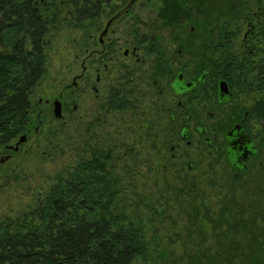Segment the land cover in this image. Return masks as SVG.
I'll list each match as a JSON object with an SVG mask.
<instances>
[{
	"label": "rangeland",
	"instance_id": "rangeland-1",
	"mask_svg": "<svg viewBox=\"0 0 264 264\" xmlns=\"http://www.w3.org/2000/svg\"><path fill=\"white\" fill-rule=\"evenodd\" d=\"M225 3L151 1L121 22L112 36L122 45L119 54L123 56L126 47L131 49L133 40L125 27L143 28L145 23L165 27L146 33L161 37V42L168 46L167 56H176L186 42H201L208 35L205 27L217 18L215 12ZM110 11L108 8L104 13L102 24L110 17ZM89 33L97 36L94 28L66 23L50 29L46 71L32 92L34 103L41 97L53 98L63 85L73 83L75 75L81 72ZM153 56L154 53H146L145 64L136 63L133 58L131 108H101L91 87L83 93L75 89L78 108L74 110L73 103L69 105L72 117L64 111L62 119L52 118L23 144L14 160L0 162V220L33 206L54 176L73 166L87 143L98 141L113 148L112 172L118 192L113 209L127 212L130 219L145 227L147 264H195L208 253L207 247L221 233L213 220H223L225 225L229 214L230 205L223 203V195L230 191L228 181L242 174L231 173L227 163L215 156L214 148L206 147L204 141L198 147L196 134L191 136V144L181 137V128L189 124L187 118L181 116L172 121L167 110L177 102L171 82L178 67L175 65L173 75L164 76L152 67ZM95 79L93 73L91 82L95 83ZM234 188L238 194L260 192L264 207V164L262 172L244 174Z\"/></svg>",
	"mask_w": 264,
	"mask_h": 264
},
{
	"label": "trees",
	"instance_id": "trees-1",
	"mask_svg": "<svg viewBox=\"0 0 264 264\" xmlns=\"http://www.w3.org/2000/svg\"><path fill=\"white\" fill-rule=\"evenodd\" d=\"M47 1L0 0V141L16 137L29 122L31 95L46 71L50 29L64 23L95 28L106 5V0ZM161 39L149 34V53L162 50ZM194 49L183 48L190 60L197 57ZM214 50L204 57L222 77L233 74L253 84L264 73V46L258 55ZM112 152L101 142L87 143L76 163L55 175L33 206L0 220V264H147L144 225L113 209L118 192ZM242 178L228 181L225 225L213 220L221 233L195 264H264V207L260 192L236 193Z\"/></svg>",
	"mask_w": 264,
	"mask_h": 264
},
{
	"label": "flooded vegetation",
	"instance_id": "flooded-vegetation-1",
	"mask_svg": "<svg viewBox=\"0 0 264 264\" xmlns=\"http://www.w3.org/2000/svg\"><path fill=\"white\" fill-rule=\"evenodd\" d=\"M151 1L157 0H106L103 13L94 28L97 36L91 33L87 35L88 45L84 49L86 55L81 60V72L75 75L72 84L63 85L53 98L41 97L37 103L31 100L30 118L25 129L10 140L0 141V162L14 160L23 144L52 118L62 119L64 111L72 117L73 111L69 105L73 103V109L78 108L74 102L75 89L83 93L91 87L101 108L124 110L132 107L133 87L130 85L133 58L136 63L145 64L146 53L151 54L146 48L150 44L146 41L149 36L146 32L165 27L146 23L142 24L143 28L133 25L125 27L133 40L130 42L131 49L126 47L123 56L119 54L122 45L112 35L121 22ZM225 1L223 8L215 12L217 18L205 27L209 39L184 44L186 47L194 44L196 49L192 54L197 57L190 60L183 46L177 50L176 56H167L168 46L159 42L160 46L165 47L154 53L152 67L164 76L173 75L175 65L178 67L171 82L177 102L175 107L167 110L171 112L172 121L176 117L187 118L189 124L185 123L181 128V137L191 144L190 138L196 134L199 137L198 147L204 141L206 147L214 148L212 152L227 163L233 174L258 175L264 164V73L258 74L253 84L244 77L239 81L233 74L225 78L216 74L212 60L207 58L210 61L208 63L204 55L215 53L216 47L225 48L224 51L229 55L247 52L258 55L260 51L257 49L264 46V0ZM41 2L44 5L48 3L47 0ZM108 8H111L110 17L102 24V17ZM160 52L162 57L157 56ZM252 60L257 67L260 66L259 58L253 57ZM93 73L96 75L95 83L91 82ZM221 82H225L226 90L222 89ZM252 95L254 99L249 103ZM56 102L61 103V117L55 114ZM23 135L26 138L20 142ZM174 148L172 145L171 149Z\"/></svg>",
	"mask_w": 264,
	"mask_h": 264
},
{
	"label": "water",
	"instance_id": "water-1",
	"mask_svg": "<svg viewBox=\"0 0 264 264\" xmlns=\"http://www.w3.org/2000/svg\"><path fill=\"white\" fill-rule=\"evenodd\" d=\"M221 87H222L223 90H226L225 89L226 88L225 82H221ZM55 114L58 117H61L62 116V110H61V103L60 102H56V104H55ZM25 138L26 137L24 135L21 136L20 142L24 141Z\"/></svg>",
	"mask_w": 264,
	"mask_h": 264
}]
</instances>
